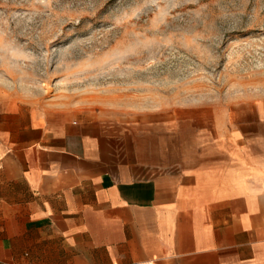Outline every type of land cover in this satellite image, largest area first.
<instances>
[{
  "label": "crops",
  "instance_id": "obj_1",
  "mask_svg": "<svg viewBox=\"0 0 264 264\" xmlns=\"http://www.w3.org/2000/svg\"><path fill=\"white\" fill-rule=\"evenodd\" d=\"M261 133L0 108V264H264Z\"/></svg>",
  "mask_w": 264,
  "mask_h": 264
},
{
  "label": "rangeland",
  "instance_id": "obj_2",
  "mask_svg": "<svg viewBox=\"0 0 264 264\" xmlns=\"http://www.w3.org/2000/svg\"><path fill=\"white\" fill-rule=\"evenodd\" d=\"M16 102L117 124L259 111L264 138V0H0V108Z\"/></svg>",
  "mask_w": 264,
  "mask_h": 264
}]
</instances>
